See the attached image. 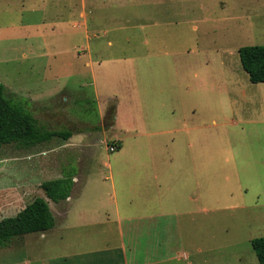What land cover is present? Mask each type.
Wrapping results in <instances>:
<instances>
[{
  "label": "rangeland",
  "instance_id": "obj_1",
  "mask_svg": "<svg viewBox=\"0 0 264 264\" xmlns=\"http://www.w3.org/2000/svg\"><path fill=\"white\" fill-rule=\"evenodd\" d=\"M84 6L88 28H77L81 0H0L6 96L39 125L74 131L28 149L0 144V220L42 196L56 221L43 234L12 237L0 264H124L121 250L99 252L119 244V218L138 228L127 258L136 249L145 264H259L251 240L264 235V82L250 81L238 50L264 44V0ZM113 105L125 145L110 151L114 136L102 121ZM126 112L134 134L159 131L167 120L173 133L138 137L167 148L133 147ZM69 172L78 180L65 219L63 202L48 199L41 183ZM140 177H160L162 186L138 195ZM93 210L107 222L79 227ZM63 220L76 226L63 231L70 245L58 244ZM77 234L88 237L84 245ZM79 249L92 253L66 259Z\"/></svg>",
  "mask_w": 264,
  "mask_h": 264
},
{
  "label": "trees",
  "instance_id": "obj_2",
  "mask_svg": "<svg viewBox=\"0 0 264 264\" xmlns=\"http://www.w3.org/2000/svg\"><path fill=\"white\" fill-rule=\"evenodd\" d=\"M243 69L253 83L264 82V44L244 45L239 48ZM115 106L110 107L113 114ZM72 129H50L39 125V120L23 105L6 96L5 85L0 81V144H15L28 149L48 142L54 137L69 139ZM73 175L43 180L41 188L45 196L54 201L66 200L74 188ZM55 217L49 201L37 196L15 215L0 220V248L6 246L12 237L32 232H46L55 226ZM259 264H264V235L251 240Z\"/></svg>",
  "mask_w": 264,
  "mask_h": 264
},
{
  "label": "crops",
  "instance_id": "obj_3",
  "mask_svg": "<svg viewBox=\"0 0 264 264\" xmlns=\"http://www.w3.org/2000/svg\"><path fill=\"white\" fill-rule=\"evenodd\" d=\"M82 1V10H80L78 16H79V19L77 20H74V27H85V28H88V16H89V10L88 12L86 11L85 9V6H84V0H81ZM225 60L224 58L222 57V60H221V63H224ZM101 111V110H100ZM125 114H128V116L126 117L127 120H126V129H125V132L126 133H131V135L133 136V139H135V141L132 143V146L135 147L136 149L138 150H147V151H151L152 148H156V147H159V148H162L163 147H166L168 145V143L164 142L162 143L161 145H157L156 143H152V142H149L148 143H140L139 140H138V137L139 135H147V136H151L153 134H157V133H160L162 135H168V134H171L175 131L174 128H171L169 127L168 125V122L167 120L164 121L163 125H162V128L161 130L159 131H147V130H142L141 132H139V130H137V132L134 134L132 133V129L134 127V115H133V112H126ZM118 115H119V106L115 107V110H114V113L113 114H109L110 116V120L109 122L107 123H103L102 121V124H103V128L105 130H107L108 128L109 129H112V135L114 136V138H112L110 141H113V143L111 144H114L116 149L115 150H120V149H124V139H122L118 132H117V128H118ZM141 115H143V117L147 118L148 119V115L144 113H142ZM101 116H103L102 120H104V113L101 112ZM149 121H146L145 122V126L147 127ZM72 137V136H71ZM175 140L173 139V142ZM109 144V145H111ZM108 145V146H109ZM109 148V147H108ZM167 148V147H166ZM114 150V151H115ZM145 178L147 179V177H140V180L138 179V186H137V191L139 192L138 195H142V196H148L150 197L151 194H153L152 192V188H161L162 186V183L160 184V177H149L148 178V181L145 180ZM168 180H169V177H166ZM74 181L76 179V181L78 180V177L77 176H74L73 177ZM75 181V182H76ZM128 181V179H127ZM150 183V184H147V183ZM162 182V181H161ZM86 181H85V186H86ZM146 183V184H145ZM113 186H114V183H113ZM82 191V190H81ZM80 195H81V192H80ZM111 195V194H110ZM115 195V194H114ZM76 196V191H75V187H74V190H72V194L71 196H69L66 200H63V204H64V208H63V212H64V218L67 219V216L69 215V213L72 211L73 207H71V205H69L72 200L74 201V197ZM116 198V196H115ZM129 198V197H128ZM116 201V205H115V212L119 215V205H118V201ZM78 211V210H77ZM79 214L82 215V213H86V210L84 211H81L79 210L78 212ZM97 215V212L96 210H93V214L90 213V217H92V219L90 220V223L86 222V223H80L78 224L79 227H84V226H87L88 224L92 225V224H105L107 221H99L97 220L98 217L95 216ZM100 215V214H99ZM94 216V218H93ZM106 219L105 220H110L109 217H105ZM124 219V218H123ZM132 218H129V219H117V235L119 237V244H117V247H115L114 249L113 248H107V249H102V250H99V252H103L104 254L112 251V250H121L122 252V255H123V258L126 257L127 261L124 262V264H145L143 263L142 261L138 260L137 259V252H136V249H134L132 251V258H127V246H135L137 244V237H138V228L133 226L132 224H135V222H132L131 221ZM86 221H88L86 219ZM80 222H83L82 220H80ZM123 222L126 223L127 222H130L131 224H128L127 226V232L125 233V230H124V226H123ZM76 226H74V224H69L68 222H61L58 224V236H59V241H58V244L60 245H70L69 243V239L72 237L71 234H65L63 233V231L67 230V229H71V228H75ZM45 233V232H42V234ZM76 236V237H75ZM73 238L77 241V243H80V244H83L85 243V241H80V240H85L87 239L88 237L84 235V237H81L79 236V234L75 235ZM127 237V238H126ZM92 239V238H91ZM90 240V238L88 239ZM126 240H128L129 242H126ZM105 245H109L108 242L106 241L104 243ZM154 245H156V243H153ZM84 245V244H83ZM89 244H86L85 246H87ZM136 247V246H135ZM89 253H92V250H83V249H79V250H75L74 252H72L70 255H65V257H67L66 259H69V258H74L76 256H79V255H84V256H87L89 255ZM147 264V263H146Z\"/></svg>",
  "mask_w": 264,
  "mask_h": 264
},
{
  "label": "built area",
  "instance_id": "obj_4",
  "mask_svg": "<svg viewBox=\"0 0 264 264\" xmlns=\"http://www.w3.org/2000/svg\"><path fill=\"white\" fill-rule=\"evenodd\" d=\"M115 148H116V147H115V145H114V144H111V145H109V150H110V151H114V150H115Z\"/></svg>",
  "mask_w": 264,
  "mask_h": 264
}]
</instances>
